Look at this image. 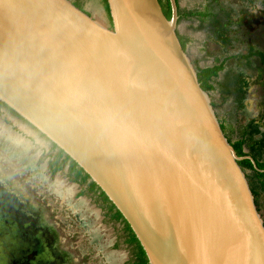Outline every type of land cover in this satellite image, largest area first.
Returning a JSON list of instances; mask_svg holds the SVG:
<instances>
[{
  "label": "water",
  "instance_id": "1",
  "mask_svg": "<svg viewBox=\"0 0 264 264\" xmlns=\"http://www.w3.org/2000/svg\"><path fill=\"white\" fill-rule=\"evenodd\" d=\"M106 2L110 27L71 0H0V101L89 175L149 264H264L238 163L255 160L200 86L176 0L170 18L159 0Z\"/></svg>",
  "mask_w": 264,
  "mask_h": 264
},
{
  "label": "rangeland",
  "instance_id": "2",
  "mask_svg": "<svg viewBox=\"0 0 264 264\" xmlns=\"http://www.w3.org/2000/svg\"><path fill=\"white\" fill-rule=\"evenodd\" d=\"M77 1L104 25L102 0ZM209 12L178 21L199 68L222 63L210 91L230 141L264 157V0H178ZM49 142L8 111L0 112V264H123L129 247L118 223L63 168L47 167ZM264 221V178L243 169Z\"/></svg>",
  "mask_w": 264,
  "mask_h": 264
},
{
  "label": "trees",
  "instance_id": "3",
  "mask_svg": "<svg viewBox=\"0 0 264 264\" xmlns=\"http://www.w3.org/2000/svg\"><path fill=\"white\" fill-rule=\"evenodd\" d=\"M103 5L108 12V5L106 0H102ZM163 13L167 18L171 17V6L169 0H159ZM178 19L177 22L181 19H189L196 18L200 22H204L207 20L209 16V12L206 9L203 10H181L178 5ZM74 4L78 7H81V4L77 1ZM109 14V12H108ZM178 34V33H177ZM178 37L182 44V47L185 48V39H183L179 34ZM222 69V63L213 66H206L202 68H198L197 77L200 83V86L204 90H211L213 85L211 80L213 77L217 76L218 71ZM0 108L7 109L12 115L18 117L23 120L25 123L30 125L38 134L44 137L50 143V149L53 151L51 155V159L49 160L48 167L51 173H55L59 170H62L64 165H68V169L66 172V176L81 186L79 191L80 194L89 195L94 202H96L99 207L103 210L105 217L115 223H118L120 226V238H122V242L125 243L129 247V259L124 264H149L146 254L139 243L137 237L129 226L128 222L122 216L120 211L114 206V204L108 199L106 194L99 188V186L90 179L89 175L72 159L70 158L61 148H59L54 142H51L44 134L39 132L36 128H34L31 124H29L26 120H24L21 116H19L14 110L9 108L5 103L0 101ZM223 131L224 127L221 125ZM244 139H238L231 144L233 145L237 155L244 156L248 155L243 150ZM252 158L255 160V165L248 157H244L238 160L239 165L243 169H249L254 172V175L262 180L264 178V157L259 158L255 155H252Z\"/></svg>",
  "mask_w": 264,
  "mask_h": 264
},
{
  "label": "flooded vegetation",
  "instance_id": "4",
  "mask_svg": "<svg viewBox=\"0 0 264 264\" xmlns=\"http://www.w3.org/2000/svg\"><path fill=\"white\" fill-rule=\"evenodd\" d=\"M73 2V1H72ZM74 3V2H73ZM80 8H82V7H80ZM83 9V8H82ZM88 13V12H87ZM107 26H111V21L109 22V25H107ZM2 110H5V111H8L7 109H5V108H0V112L2 111ZM9 112V111H8ZM10 113V112H9ZM11 114V113H10ZM221 124V123H220ZM222 125V124H221ZM30 126V125H29ZM32 128V127H31ZM37 132V131H36ZM38 133V132H37ZM225 133V132H224ZM49 149H50V143H49ZM53 153V151L50 149V153L48 154V161H47V167H48V163H49V160L51 159V155L50 154H52ZM63 168H65L66 169V172H67V169H68V165L67 164H65L64 165V167ZM48 169H49V167H48ZM50 171V170H49ZM78 184V183H77ZM79 185V184H78ZM81 188V187H80Z\"/></svg>",
  "mask_w": 264,
  "mask_h": 264
},
{
  "label": "crops",
  "instance_id": "5",
  "mask_svg": "<svg viewBox=\"0 0 264 264\" xmlns=\"http://www.w3.org/2000/svg\"><path fill=\"white\" fill-rule=\"evenodd\" d=\"M123 264H124V262H123Z\"/></svg>",
  "mask_w": 264,
  "mask_h": 264
}]
</instances>
